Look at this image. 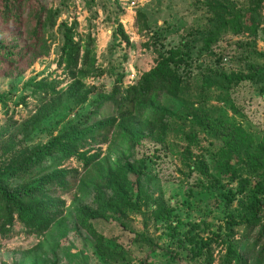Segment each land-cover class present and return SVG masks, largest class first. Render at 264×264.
<instances>
[{
    "label": "rangeland",
    "instance_id": "374dc122",
    "mask_svg": "<svg viewBox=\"0 0 264 264\" xmlns=\"http://www.w3.org/2000/svg\"><path fill=\"white\" fill-rule=\"evenodd\" d=\"M14 4L29 31L45 14L51 50L33 64L28 58L6 61L0 51V172L22 166L56 137L70 136L91 112L97 110L92 121L114 115L113 104L103 98L117 78L123 76L127 87L136 84L171 50L180 51L171 68L181 95L162 96L168 110L162 124L156 119L152 124L153 117L130 124L118 120L112 159L122 160L115 165L116 181L106 179L85 199H78L76 185L58 191L66 201L64 214L43 234L30 233L17 217L0 233V264H226L230 228L232 241L243 240L246 228L237 223L264 200V176L257 168L264 165V2L256 32H237L223 20L236 14L249 19L254 0ZM4 9L0 0V42L15 48L11 16ZM68 27L82 55L91 51L97 74L74 78L60 65ZM233 76L246 79L233 87L227 79ZM128 132L137 136L134 146L123 140ZM110 142L88 140L82 151H100L103 158ZM63 166L84 173L76 158ZM70 179L75 183L79 176ZM206 240L211 245L204 256L194 258Z\"/></svg>",
    "mask_w": 264,
    "mask_h": 264
},
{
    "label": "trees",
    "instance_id": "16d2710c",
    "mask_svg": "<svg viewBox=\"0 0 264 264\" xmlns=\"http://www.w3.org/2000/svg\"><path fill=\"white\" fill-rule=\"evenodd\" d=\"M14 2L16 0H5L4 14L6 17L11 16L12 37L15 40L11 45H15V48H7L0 42V51L5 54L2 59L6 61L11 59L16 62L18 58H28L31 61L30 64H33L37 59L50 54L51 48L45 38L49 21H46L44 14L42 19H39L33 27L31 26L30 31L26 30L21 13L13 10ZM262 2L264 0H254V8L249 19H241V16L236 14L230 21L223 19L224 24L230 23L237 32H241L244 28L247 30L254 28L253 32H256L255 19L259 17L257 10L262 6ZM42 10L46 11L44 7ZM63 24L67 26V23ZM120 31L126 37L122 27ZM65 35L66 41L60 65L64 64L74 78L97 74L95 59L91 51L87 50L82 55L81 48L74 42L71 27H68ZM179 56V50H171L157 67L143 73L134 85L127 87L122 83L123 76L118 77L112 93L103 98L113 104L114 115L92 121V115L97 112L95 110L80 123L79 129L72 130L70 136L56 137L44 147L33 152L22 166L0 172V233L4 234L5 228L11 226L18 217L23 220L30 233L43 234L52 227L55 221H60L64 214L66 201L62 196L57 195L58 191H70L76 185L80 195L78 199H85L90 196L93 189L101 187L103 181H116L113 172L115 165L119 166L122 160V156L118 159L119 162L112 159V149L118 146L117 121L130 124L139 119L145 121L153 117L152 121L160 120V122H152V124H162L166 111H168L162 104V96L169 95L176 99L181 95L180 80L171 68V63L176 62ZM227 79L234 87L244 82L246 77L233 76ZM102 104L103 102L99 104V108ZM243 130L239 127L235 129L248 143ZM109 135H111V142L108 140ZM136 137L135 134L128 132L125 133L123 140L125 142L130 140L129 143L133 142L134 146ZM88 140L98 144L110 142V151L107 156L101 158L100 151L92 155H89V151H82L89 145ZM119 143L122 147V143ZM253 146L252 143H248L247 149ZM127 150L130 151L129 147ZM118 152L126 154L127 151L119 149ZM50 156L52 162L46 164L45 160ZM71 158H76L82 163L83 174L77 169H67L63 166L64 162ZM238 159L239 155H236L235 160L238 161ZM257 168L264 176V165ZM77 176H79L78 182L71 181L70 177L77 178ZM140 180L141 173L136 177V183L140 184ZM262 190L264 192V188ZM250 212L251 217L242 223H237L238 226L243 225L246 228L247 235L243 237L244 241L242 239L232 241L235 231L233 227L230 228V241L226 256L229 263L227 261L226 264H233V262L234 264H264V229H257L264 212V200L254 203ZM210 245V241H203L200 249L194 253V258H202Z\"/></svg>",
    "mask_w": 264,
    "mask_h": 264
}]
</instances>
